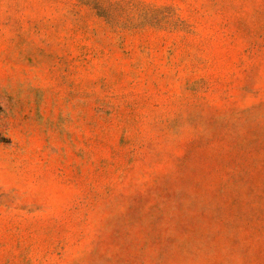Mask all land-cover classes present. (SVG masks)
I'll return each mask as SVG.
<instances>
[{
    "label": "rangeland",
    "instance_id": "rangeland-1",
    "mask_svg": "<svg viewBox=\"0 0 264 264\" xmlns=\"http://www.w3.org/2000/svg\"><path fill=\"white\" fill-rule=\"evenodd\" d=\"M0 264H264V0H0Z\"/></svg>",
    "mask_w": 264,
    "mask_h": 264
}]
</instances>
